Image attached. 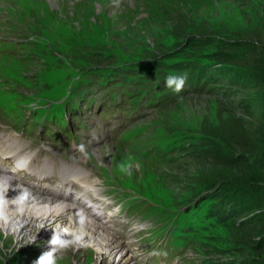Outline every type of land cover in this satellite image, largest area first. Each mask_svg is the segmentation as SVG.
<instances>
[{"label":"rangeland","instance_id":"1","mask_svg":"<svg viewBox=\"0 0 264 264\" xmlns=\"http://www.w3.org/2000/svg\"><path fill=\"white\" fill-rule=\"evenodd\" d=\"M180 7L194 19L187 21V25L223 32L220 36L215 32L210 33V37L247 38L244 50H229L230 57L238 58L241 62L224 65L213 59L215 63L223 67L243 68L250 73L254 71L253 63L258 62L259 66L255 69L264 72V59L258 61L252 57L254 53L248 46L249 40L264 27V0H119V6L115 0H0V94L6 93L0 95V102L6 97L9 102V95L13 97V101H4L0 105V122L9 129L30 136L32 140L46 138L51 143L56 142L58 133L67 140L72 139L74 125L84 130L94 119L108 124L111 140L93 146L82 157L91 155L88 165L106 168L108 178L103 177L104 181L113 187V193L119 194L125 212L140 221L155 222L156 225L150 226L149 230L156 237L163 236L165 220L164 210H155L157 202L177 208L187 200L194 201L197 196L205 197L208 192L215 191V187L200 182L204 177L201 173L192 172V165H197V161L189 153L191 144L200 145L204 130H208V125L220 117L231 113L246 116L248 107L243 105L244 99L252 103L258 112L264 113V93L260 89L233 86L228 81L229 72L220 71V77L214 82L213 94H189L185 99L156 111L144 120L133 117V112L146 100L127 87L132 81L131 70L138 60L155 58L177 47L169 13ZM188 48L192 49L191 46ZM204 50L202 52L212 57L214 52H219V49L210 46L204 47ZM94 52H102L103 57H93L95 61L92 62ZM243 52L250 54L246 61ZM96 61L100 62L94 63ZM46 71L51 72L42 76ZM257 72L254 78L261 80ZM125 75H128L126 80L123 79ZM145 87L144 91L150 89V86ZM31 98L35 101H29ZM91 113L94 115L87 120ZM259 120L264 122V114ZM263 134L262 130L261 136ZM169 135L179 142V147L190 144V148L185 154L177 150L172 160L165 158L162 163L146 162L144 156L149 158L147 153L156 142L155 139L161 140ZM204 137L203 149H206L211 143L210 139ZM170 140L168 138L166 142ZM109 146L118 153L113 154L108 150ZM133 150L137 157L136 153H129ZM258 156H262L259 164L261 169L264 167V152ZM120 158L127 159L125 167L128 169L121 173L114 166L115 160L118 165ZM77 159L85 162L83 158ZM228 170L221 180H227L228 175L234 176L235 171ZM182 172L186 173L183 175ZM215 173L220 174V171ZM0 174L10 176L8 172ZM220 186L225 196L234 198L233 203L237 204L235 207L241 213L214 224L203 244L197 247L201 254H207L213 260L220 253L223 257L221 262L226 264H248L244 262V253L240 252L238 246L233 251L231 239L238 221L252 219L257 214L264 221V183L250 188L235 182L232 186ZM83 195L87 198L84 201L92 205L89 197ZM60 200L57 203H73L70 198ZM76 204L79 206L78 202ZM95 210L104 211L101 218L105 230L111 233L113 224L112 218L107 216L108 211ZM188 213L174 214L166 210V219L171 221L174 215L178 217L176 224L179 226L173 235L177 244L180 240L175 239V236L181 230L180 219ZM94 220L98 221L97 218ZM260 233L264 234V231ZM66 235L49 234L50 239L46 240L49 246L47 251L52 252L55 264H111L115 261V255L111 252L101 255L99 259L100 255L91 246L80 249L79 254L78 243L73 239L67 240ZM51 236H61L59 239L65 242L64 246L52 244ZM41 241L42 244L45 242L36 239L24 243L1 228L0 264H33L32 255H38L39 261L43 256L40 252L45 249V245H40ZM261 248L260 252L250 251V256L259 264H264V241ZM191 249L194 250L192 246Z\"/></svg>","mask_w":264,"mask_h":264},{"label":"trees","instance_id":"2","mask_svg":"<svg viewBox=\"0 0 264 264\" xmlns=\"http://www.w3.org/2000/svg\"><path fill=\"white\" fill-rule=\"evenodd\" d=\"M180 9L181 7L178 8L177 11L169 13L171 23L174 26L173 29H175L174 33L177 37V47L172 52L161 53L156 58H169L178 55V60L187 64L191 62V57L188 55V53H190L196 60H199V58L211 60L209 65L212 69H217L225 73L228 71V81L232 83V85L236 84L241 88L244 87L247 89L258 88L264 93V72H257V69H255L259 66L258 62H254L253 67L251 66L254 71L248 73V71L243 68L234 66L233 68L228 66L223 67L213 61V59H215L224 65H228L227 63L230 64L232 62H234V64L241 62L238 58H231L230 56L232 55L229 50L243 49L247 38L237 39V37L227 38L225 36H221V38L210 37V33L215 32L220 36L223 35V32L218 33V31H210V28L197 27L194 26V24L187 25V21H193L194 19H191L189 14ZM252 38L253 39H250L248 43L250 50L254 53L252 57H256L258 61H261L264 59V27ZM198 42L203 44L197 45ZM188 46H191L192 49L188 48ZM209 46L219 49V52H214L213 57L209 53L202 52V50L205 51L204 47ZM243 54L245 56V61L249 59L248 56L250 54L247 55L244 52ZM93 57L101 58L103 54L102 52H94L91 61H95ZM251 58L249 61H251ZM99 62L96 61L94 63ZM256 72L261 80H256L254 78V73ZM207 79H214V73ZM211 94L212 90L206 93V95ZM243 105L248 107L246 108V116H240L236 113L232 114L229 112L231 114L220 117L217 121L208 125V130H204V133H202L200 137V145L191 144V148L189 147L190 149H186H189V153L191 156H194L197 161V165H192V172L197 174L201 173L204 177L200 179V182L203 181L205 184H210L215 187V191L210 197L220 199L224 204L221 214L229 213L239 215L241 210H238L237 207L229 206L230 201L227 199V196L223 194L222 189H219L221 188L220 184L232 186V183L235 182L240 186L250 188L255 187L254 185L264 183V167L260 169L259 166L260 161H262V156H258L261 154L263 155L264 152V134L261 136L262 130L264 131V122L263 120H259L264 113L258 112L253 104L249 101H245V99ZM204 136L210 139L211 143V146L206 149H203ZM182 149L184 148H179L180 151ZM236 151L238 153H235ZM225 153L227 156H224ZM227 169H229L228 171L233 169L235 171L234 176L228 175L229 177H227V180H221L222 175L227 173ZM216 171H220V174H216ZM185 173L186 172H182L183 175ZM248 213L249 210L247 211V214ZM244 220L238 221L235 224L234 234L232 235L233 238L231 239V243H234L232 249L236 251L238 246L240 252L244 253V256H242L244 262L248 264H259V261H255L252 256H250L252 255L250 251L260 252L262 250L261 244L264 241V234L260 232L264 231L263 218L257 214L252 219L247 218ZM254 241L257 242V245H255ZM247 250L249 251L247 252ZM215 256L218 258L216 260H220H214L215 264H223L220 259L221 254L217 253Z\"/></svg>","mask_w":264,"mask_h":264},{"label":"bare ground","instance_id":"3","mask_svg":"<svg viewBox=\"0 0 264 264\" xmlns=\"http://www.w3.org/2000/svg\"><path fill=\"white\" fill-rule=\"evenodd\" d=\"M51 71L44 72L42 76H47V74L45 73H49ZM3 94L6 93L3 92L0 95L2 96ZM46 95H49V93H47ZM44 96L45 95H43V97ZM8 97H11V100L13 101L12 99L13 97L11 95H9ZM37 97L39 96L37 95ZM32 99L33 98L29 99V101L30 100L32 101ZM11 100L9 102H11ZM4 101L8 102L7 97L3 98L2 102H0L1 103L0 105H2ZM33 101L35 100L33 99ZM7 104H5V106ZM10 105L12 106L13 104L11 103ZM12 108H14V105L12 106ZM20 147H22L21 143L18 146H16L14 150L2 154L3 158L4 155H10L11 153H15L17 149H19ZM108 150H111L113 154L118 153L114 151V149L110 148V146ZM129 153H136V151L134 152L129 151ZM86 155H84V157L82 158L86 161L90 160L91 155L88 156ZM7 157L8 156H6V158ZM136 157H137V153H136ZM126 164H127V159L120 158L118 165H117V160H115V164H114V166L116 167L115 170L121 173V166H124V168H126L127 167V166L125 167ZM26 165H27L26 159L21 157L16 159L15 166L21 167ZM95 169L102 177L108 178V175L106 173V168L102 169V165L100 166L96 165ZM43 173L48 174L50 172L48 171V169H45ZM24 189L30 190L29 188L21 185L18 178H16V176L14 177V174L12 172H10V176H4L0 174V193L3 194V198L6 201V204L3 209L5 218H0V229L2 228L8 231L9 233L13 234L18 240H23L24 243L26 242L30 243L32 240H36V239L45 240L43 244L42 241L40 243V245H45V249H44L45 251L42 250V252H40L43 255L45 253L50 252V250L47 251L49 246L46 243V240L50 239V237L48 238L49 234L51 235L67 234L65 237L67 240L73 239L76 243H78L77 249H79V254L81 252L80 249L83 250L84 247L91 246L93 250H95L96 253L100 255L99 259L103 254H107L109 252L114 254L115 261L111 264H120L122 263L121 262L122 259H124L123 264H138L137 254L135 252V248L132 247L131 243L127 240L118 237L114 231H112L113 233L106 231L107 229L105 227L104 220H102L101 218L102 216H104V211L101 212L95 210V208L96 209H106V208L101 206H94L92 203H91L92 205H89L86 201H84V198L86 197H84L82 194H78L77 200L75 201L70 199V201H72L73 203L68 202L69 204H65V201L57 203L58 201H61L60 200L61 198L65 199L64 195L61 196H56L53 194L40 195L39 193H36L32 190H30L31 195L28 197V199L25 200L23 203H21L20 196ZM112 191L114 190L112 189ZM125 194H127L126 191ZM77 202L79 203V206L78 204L75 205V203ZM89 206L93 208H89ZM93 218L94 219L97 218L98 221H95ZM29 233H32L33 236L32 234L29 235ZM112 234L116 235L119 239H117L116 236H113ZM51 237L53 239L55 238V236H51ZM59 238L62 237L59 236ZM77 241H79L80 243ZM82 244L84 246L80 247ZM32 256L33 257L31 258V261L35 262L33 264H38V259H39L38 255H32ZM99 259H97V261Z\"/></svg>","mask_w":264,"mask_h":264},{"label":"clouds","instance_id":"4","mask_svg":"<svg viewBox=\"0 0 264 264\" xmlns=\"http://www.w3.org/2000/svg\"><path fill=\"white\" fill-rule=\"evenodd\" d=\"M115 3H116V5L117 6H119V0H115ZM186 79H187V74L186 73H184V74H182V75H175V74H168L167 76H166V78H165V87L166 88H168V89H171L172 91H174L175 93H180L182 90H183V88H184V86H185V83H186ZM196 94H199V93H193V94H191V95H196ZM213 94V93H212ZM205 95H206V93H205ZM187 96H185V97H183V98H180V99H178L177 101H175V102H173V103H170V104H168V105H166V106H164L163 108H160V109H158L157 111H160V110H163V109H165V108H167L168 106H170V105H173V104H175V103H177L178 101H180V100H183V99H185ZM156 112V111H155ZM154 112V113H155ZM153 114V113H152ZM152 114H150V115H152ZM150 115H148L147 117H149ZM147 117H145V118H147ZM145 118H142V119H140V120H144ZM79 151L80 152H84L85 151V148H84V145H80L79 146ZM145 159V161L146 162H149V161H147L146 160V158H144ZM153 163V162H152ZM131 167V165H129V168ZM126 170H128V169H126V168H124V166H121V171H126ZM18 180H19V178H18ZM20 182V181H19ZM20 184L21 185H23V186H25V187H27V188H29L30 190H32L29 186H27V185H25V184H22L21 182H20ZM30 190H28V189H24L23 190V192H22V194H21V196H20V202L21 203H23L25 200H27L28 199V197L31 195V193H30ZM33 191V190H32ZM35 192V191H34ZM214 191H212V192H208V194L209 193H213ZM36 193H38V192H36ZM40 195H45L44 193H39ZM205 198H208V196H205V197H200V196H198V197H196L195 199H194V204L197 202V204H199L202 200H204ZM62 199V198H61ZM227 199L230 201V204H229V206L230 207H235L237 204H234L233 203V200H234V198L233 197H227ZM220 200V199H219ZM190 202H192V201H189L188 203H190ZM158 203V202H157ZM5 204H6V201L4 200V198H3V194L2 193H0V218H5V216H4V211H3V209H4V206H5ZM159 204H161V203H159ZM174 208H176V207H174ZM221 216H220V218H219V222L220 223H222L225 219H229L230 217H234L235 215L234 214H229V213H226V214H220ZM203 231H204V235H202V237H203V240H204V238L205 237H207V232H209V231H212V226L209 228V227H207V228H205V229H203ZM116 234V233H115ZM117 235V234H116ZM118 236V235H117ZM118 237H120V236H118ZM121 238V237H120ZM123 239V238H122ZM125 240V239H124ZM128 241V240H127ZM53 243H55V244H59V245H61V246H64V241H62V240H60L58 237L57 238H54L53 239V241H52ZM203 244V243H202ZM135 248V247H134ZM135 252H137L136 251V249H135ZM198 253H199V255H198V258H200V257H203V255H207V254H201V252H200V250H198L197 251ZM137 254V253H136ZM185 255V254H184ZM222 255V254H221ZM207 256H209V255H207ZM210 257V256H209ZM137 259H138V257H137ZM214 259L216 260V259H218L217 257H214ZM220 259L222 260L223 259V257L222 256H220ZM209 260L211 261V262H213V264H215V262H214V260L210 257L209 258ZM38 264H55V261L53 260V254H52V252H48V253H45L41 258H40V260L38 261ZM139 264V263H138ZM223 264H226L225 262H223Z\"/></svg>","mask_w":264,"mask_h":264}]
</instances>
